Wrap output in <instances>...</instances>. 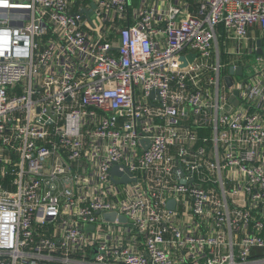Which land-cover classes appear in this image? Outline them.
Returning a JSON list of instances; mask_svg holds the SVG:
<instances>
[{
  "label": "built area",
  "instance_id": "2783aa9c",
  "mask_svg": "<svg viewBox=\"0 0 264 264\" xmlns=\"http://www.w3.org/2000/svg\"><path fill=\"white\" fill-rule=\"evenodd\" d=\"M0 264H264V0H0Z\"/></svg>",
  "mask_w": 264,
  "mask_h": 264
},
{
  "label": "water",
  "instance_id": "95a60500",
  "mask_svg": "<svg viewBox=\"0 0 264 264\" xmlns=\"http://www.w3.org/2000/svg\"><path fill=\"white\" fill-rule=\"evenodd\" d=\"M256 46H260V40H257L256 41ZM258 52H260V49H258ZM193 57H194V55H189V57H188V59L190 60V61H192L193 60ZM234 72V70L232 69V68H230V70H229V73L230 74H232ZM236 73H241V67H238L237 69H236ZM226 82L228 83V84H230L231 83V79H230V77H226ZM235 103V102H234ZM111 174H118L119 175V172H118V170H117V166H115V167H113L112 169H111ZM129 179L127 178V176H125V175H123L122 176V178H121V181L120 182H126V181H128ZM169 207L170 208H172L173 207V201H170L169 202Z\"/></svg>",
  "mask_w": 264,
  "mask_h": 264
},
{
  "label": "rangeland",
  "instance_id": "374dc122",
  "mask_svg": "<svg viewBox=\"0 0 264 264\" xmlns=\"http://www.w3.org/2000/svg\"><path fill=\"white\" fill-rule=\"evenodd\" d=\"M250 64L253 65L252 62H251V60H250ZM250 74H251V73H249L248 70H245V71H244V76L241 75V77H236L235 79L242 80V79H244L245 77H248Z\"/></svg>",
  "mask_w": 264,
  "mask_h": 264
},
{
  "label": "crops",
  "instance_id": "0c3cea01",
  "mask_svg": "<svg viewBox=\"0 0 264 264\" xmlns=\"http://www.w3.org/2000/svg\"><path fill=\"white\" fill-rule=\"evenodd\" d=\"M260 40V39H259ZM255 44H256V42H255ZM258 49H260V52L259 53H261L262 52V42H261V40H260V46L258 47L257 46V50ZM240 74V73H239ZM238 73H236V75H239ZM228 84V83H227Z\"/></svg>",
  "mask_w": 264,
  "mask_h": 264
}]
</instances>
